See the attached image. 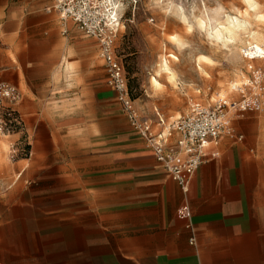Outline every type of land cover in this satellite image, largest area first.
Listing matches in <instances>:
<instances>
[{
  "label": "crops",
  "instance_id": "obj_1",
  "mask_svg": "<svg viewBox=\"0 0 264 264\" xmlns=\"http://www.w3.org/2000/svg\"><path fill=\"white\" fill-rule=\"evenodd\" d=\"M51 4L0 0V25L18 26L17 31L5 30L4 40L35 42L19 53L33 58V68L47 82V95L32 92L24 101L16 84L0 78L20 92V114L24 102L31 115L73 126L80 117L89 119L86 113L92 114L93 105L98 109L102 94H113L115 100L116 95L104 66L101 84L92 68L99 57L97 44H85L89 40L78 32L63 37L62 51L46 43L41 21L53 18ZM29 15L40 17L28 24ZM27 25L33 27L30 35L21 29ZM63 60L75 67V74H67ZM63 68L65 76L57 72ZM79 78L83 84L66 86ZM83 92L90 96L84 101L92 110L68 108ZM119 112L128 124L120 107ZM229 127L220 137L218 155L209 154L201 163L187 192L140 136L131 143L129 136L116 139L112 129L105 137L92 133L88 143L74 148L55 145L53 157L36 151L23 167L25 182L49 186L42 188V199L59 203L47 209L0 208V264H264V101L259 110L232 116ZM175 138L173 134L170 140ZM13 244H32L45 261L20 256Z\"/></svg>",
  "mask_w": 264,
  "mask_h": 264
},
{
  "label": "rangeland",
  "instance_id": "obj_2",
  "mask_svg": "<svg viewBox=\"0 0 264 264\" xmlns=\"http://www.w3.org/2000/svg\"><path fill=\"white\" fill-rule=\"evenodd\" d=\"M110 1L120 18L115 52L123 63L134 105L152 122H156L157 114L168 122L185 114L193 101L209 104L220 97L235 96L231 91L232 83L240 84L248 76L247 61L241 57L240 49L249 43L264 45V0H103L105 9L112 7ZM49 11H52L53 18L41 21V35L47 38L50 48L62 51L63 37L70 32H78L84 40H89L85 44L96 46V41L84 36L70 20L65 22L56 11ZM37 17L40 15L34 18L29 15L27 23ZM233 18L240 24L236 29L231 28ZM12 27L18 30V26L0 25L1 78L16 84L24 101L33 96L32 92L44 97L48 93L46 88L43 89L47 83L45 78L33 68L32 57L19 53L20 48L36 46L35 42L25 38L21 41L4 40V31ZM32 28L29 25L21 27L28 35L33 33ZM216 29L222 38L214 36ZM66 56L72 59L76 55ZM162 58L167 60V69H160ZM63 61L68 64L67 74H75V67L67 60ZM102 67L103 60L97 57L92 68L98 72L100 84ZM57 72L65 76L64 68ZM151 77H156L159 85H151ZM67 83L66 86L74 88L83 84V79ZM84 89L89 90L88 87ZM102 95L104 97H100L96 104L98 109L93 105L92 114L86 113L89 119L80 117V121L75 120L78 124L73 126L31 115L22 103L21 129L10 134L0 133V208L47 209L59 203L58 200L42 199V188L49 186L25 182L23 167L38 155L36 151L40 156L53 157L51 150L55 145L74 148L76 144L88 143L85 139L92 133L105 137L112 129L116 139L129 136L131 143L137 142L139 135L120 114L114 95ZM76 96L72 99L73 106L68 108L77 107L82 113L92 110L84 101L90 97L88 93ZM29 190L39 192L32 194ZM36 197L39 200H35ZM72 201L68 200V203ZM13 245V250L20 256H36L41 263L45 261L43 252L37 253L32 244Z\"/></svg>",
  "mask_w": 264,
  "mask_h": 264
},
{
  "label": "built area",
  "instance_id": "obj_3",
  "mask_svg": "<svg viewBox=\"0 0 264 264\" xmlns=\"http://www.w3.org/2000/svg\"><path fill=\"white\" fill-rule=\"evenodd\" d=\"M51 2L49 10L56 11L62 20H71L78 30L96 41L106 82L114 90L121 112L184 192L188 191L193 174L208 155H218L220 137L228 132L231 117L261 108L264 101V45L249 43L240 49L241 57L247 61L248 76L232 86L235 96L220 97L209 104L193 101L185 114L170 122L159 114L156 122H152L134 105L123 63L115 52L114 42L120 24L116 11L105 9L103 0ZM20 99L18 89L0 78V133L10 134L21 129L23 119L17 108ZM173 134L176 138L171 141Z\"/></svg>",
  "mask_w": 264,
  "mask_h": 264
},
{
  "label": "bare ground",
  "instance_id": "obj_4",
  "mask_svg": "<svg viewBox=\"0 0 264 264\" xmlns=\"http://www.w3.org/2000/svg\"><path fill=\"white\" fill-rule=\"evenodd\" d=\"M110 5L112 6V7H110V12H112V11H114V6L115 5H113L112 4V2L110 1ZM106 7H107V5H106ZM107 9H109V8H107ZM69 20V19H68ZM233 21H234V18H233ZM229 23V22H228ZM240 26V24L238 23V21L237 20H235L234 21V23L232 22V26H231V28L233 27V28H238ZM220 27V26H219ZM223 28V27H222ZM226 28V27H225ZM224 28V29H225ZM215 32H214V36L216 37V38H222V35H221V33H220V31L219 30H214ZM229 32V31H228ZM160 69H167V60L165 59V58H162V61H161V65H160ZM155 85V86H157V85H159V82L157 81V79H156V77H151V85Z\"/></svg>",
  "mask_w": 264,
  "mask_h": 264
}]
</instances>
